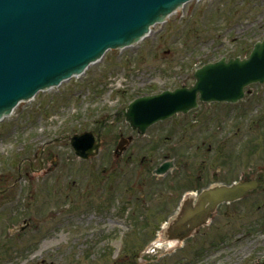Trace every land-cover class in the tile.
Instances as JSON below:
<instances>
[{"label": "rangeland", "instance_id": "rangeland-1", "mask_svg": "<svg viewBox=\"0 0 264 264\" xmlns=\"http://www.w3.org/2000/svg\"><path fill=\"white\" fill-rule=\"evenodd\" d=\"M263 34L264 0L188 2L155 24L144 39L107 50L82 74L38 91L1 119L0 189L5 190L0 193V264H260L263 161L260 167L252 158L244 162L245 178L262 179L257 189L218 207L198 232L178 242L157 235L159 228L154 232L137 224L136 218L148 213H140L135 200L151 188L142 190L151 184L145 166L134 158H118V190L130 178L126 186L134 191L132 204L123 212L124 197L118 191L111 209L99 210L94 181L101 177L100 169L95 170L98 157L75 155L68 136L95 131L97 120L136 95L192 81V72L205 61L242 55ZM109 120L112 126L123 122L118 116ZM251 129L258 151L264 152V139L256 134L264 128ZM228 149L237 150V144ZM238 175L226 176L209 165V181Z\"/></svg>", "mask_w": 264, "mask_h": 264}, {"label": "water", "instance_id": "water-1", "mask_svg": "<svg viewBox=\"0 0 264 264\" xmlns=\"http://www.w3.org/2000/svg\"><path fill=\"white\" fill-rule=\"evenodd\" d=\"M187 0H0V118L39 89L81 73L106 49L133 44ZM196 0H190L192 2ZM190 86L141 96L126 118L143 119L140 127L186 111L200 99L236 100L244 85L264 81V36L244 57L209 62L197 68ZM25 101L18 103L15 107ZM75 152L86 157L89 132L74 134ZM256 180L205 189L195 205L185 203L167 230L182 239L206 221L221 201L235 199L256 186Z\"/></svg>", "mask_w": 264, "mask_h": 264}, {"label": "flooded vegetation", "instance_id": "flooded-vegetation-1", "mask_svg": "<svg viewBox=\"0 0 264 264\" xmlns=\"http://www.w3.org/2000/svg\"><path fill=\"white\" fill-rule=\"evenodd\" d=\"M255 106L252 112L250 108ZM258 106L262 108L258 110ZM124 122L126 131L124 129L118 132V137L122 138V149L116 151L118 156L126 155L127 158L141 160L157 156L162 157V161L172 159L174 168L159 178L157 187H151L136 195L139 198L144 194L143 201L148 199L155 202L151 205L153 210L156 209L154 215L159 213L169 216L176 211L183 199L194 201L198 192L209 185V165L201 159L204 155L212 153L211 161L221 165L217 168L221 174L229 173L230 169L241 168L239 154L227 156V144L219 137L230 131L240 136L246 125L254 128L261 125L264 127V87L255 85L245 88L243 97L236 102L198 101L193 109L157 121L144 131L132 127L125 119ZM219 122L224 123L222 131ZM215 124L218 125L216 129L213 128ZM97 133L100 153L103 138H107L111 132ZM113 137L115 133L108 138L109 142L104 151L106 158L112 151ZM191 156L200 159L198 164L194 165L188 161ZM116 178V173L111 170L110 177H104L101 185L97 187L101 196V207H109L116 200ZM120 191L126 200L133 199L134 192L128 187Z\"/></svg>", "mask_w": 264, "mask_h": 264}]
</instances>
